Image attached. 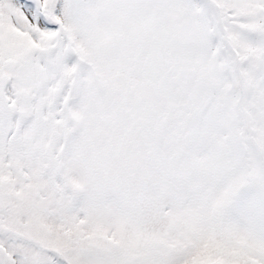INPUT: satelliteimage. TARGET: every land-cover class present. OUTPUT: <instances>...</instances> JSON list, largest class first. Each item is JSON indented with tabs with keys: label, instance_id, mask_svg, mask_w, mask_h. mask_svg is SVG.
I'll return each instance as SVG.
<instances>
[{
	"label": "snow or ice",
	"instance_id": "6c2138e0",
	"mask_svg": "<svg viewBox=\"0 0 264 264\" xmlns=\"http://www.w3.org/2000/svg\"><path fill=\"white\" fill-rule=\"evenodd\" d=\"M0 264H264V0H0Z\"/></svg>",
	"mask_w": 264,
	"mask_h": 264
}]
</instances>
